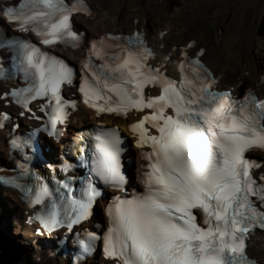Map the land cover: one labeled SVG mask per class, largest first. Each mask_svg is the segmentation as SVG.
I'll list each match as a JSON object with an SVG mask.
<instances>
[{"label": "snow or ice", "instance_id": "snow-or-ice-1", "mask_svg": "<svg viewBox=\"0 0 264 264\" xmlns=\"http://www.w3.org/2000/svg\"><path fill=\"white\" fill-rule=\"evenodd\" d=\"M79 11H87L82 0L71 6L65 0L0 2V16L18 24L22 31H36L44 37V44L75 39L70 17ZM24 47L21 64L34 83L15 94L17 102L27 108L31 101L50 94L55 111L49 123L55 127L66 115L60 88L72 82V69L34 46ZM96 47L93 45L94 54L99 58ZM150 55L147 49L129 52L115 67L105 63L92 70L94 83L86 75L80 87L84 102L98 112L152 109L132 125L139 134L137 146L151 148L144 153L150 162L145 173L146 194L130 200L115 197L108 208L112 227L104 239L107 256L118 264H255L246 255V241L252 231L264 230V175L257 179L253 174L264 165L247 158L246 153L264 150V99L250 94L237 101L209 91L211 73L199 60L191 61L187 71L185 64L179 65L186 74L177 85L159 70L145 71L142 61ZM132 64L134 70H128ZM83 66L92 68L90 61ZM149 83L159 84L162 93L145 101L143 89ZM106 93L117 97L115 107ZM101 100L103 105H98L96 101ZM5 119L7 116H0ZM146 122L159 135H150ZM96 139L91 173L105 184L121 186L119 136L112 132ZM99 195L89 180L83 198L69 200V229L88 218ZM51 197L48 185L39 183L31 202L43 204ZM51 207L48 216L39 217L49 230L65 224L59 219L57 205ZM197 211L203 214V227L197 222Z\"/></svg>", "mask_w": 264, "mask_h": 264}, {"label": "bare ground", "instance_id": "bare-ground-1", "mask_svg": "<svg viewBox=\"0 0 264 264\" xmlns=\"http://www.w3.org/2000/svg\"><path fill=\"white\" fill-rule=\"evenodd\" d=\"M226 1L230 5L231 3L237 4V2L241 0ZM90 2L96 11V18L93 21H85L83 19H80L79 24L85 27L92 37H99L100 35L106 32H131V30L135 27L134 20H137L138 24L136 25V27H144L146 33L148 34V38L151 41L161 43L162 48L163 46H166L168 48L171 45L170 39L173 36H181L183 34L184 28H192L190 20L187 22H181L177 20V17L181 14L182 4L180 0H171V3L167 6V10L169 9L168 14L164 12L166 2L164 3L163 0H160L159 3L153 2V0H90ZM257 2V8H259L260 17L262 18L263 6L260 5L261 0H257ZM197 6V3H193V5H191V9H194ZM154 13H157L159 15L161 21L154 22L150 20L151 15ZM194 18L195 17H193V19ZM159 26H164L165 30H169V33L164 37L162 41H159L156 35L157 28ZM181 27H183V29ZM255 28L256 27L252 28L248 36L245 35L249 37L246 41H244V44L246 46L243 44L241 39L238 38V36L235 38H228L227 36L218 38V43L223 47V56L228 61L227 63H225V61L223 62V58L220 61H213L210 59L209 54L206 53L205 59L207 64L222 77V83L231 84L235 81L236 72L233 71L234 66L240 63L241 55H243L244 50L253 47L254 40L255 38L257 39L258 34L256 33ZM244 46L246 47L245 49H243ZM159 51L165 53L166 49L160 48ZM71 55L75 59H78L82 55V52H75ZM261 71L262 68L256 66L254 69L251 70L250 75L252 78L255 79L260 76V74L262 73ZM1 108L2 103L0 102V109ZM84 118L93 122L96 121L94 115L90 112H85ZM107 122L111 124L115 122L119 125V127L123 129V131H128L127 121L108 119ZM6 151L7 149L5 139L2 133H0V159L7 158L5 155ZM136 166L137 181H139L142 170V163L139 159H136ZM16 195L17 194L15 192H12L10 190H4L3 193L0 195V199H7V202L9 203V208H11L9 210L12 211V213L16 217V229L14 234L19 235V248H24L23 243L28 242V247H25L21 258L22 264H67L65 261H60L57 258H48V254L36 249V245L38 244V238H36L33 235L32 230L29 229L23 223V221H21V217H19L20 210L24 209V207L21 204L20 200L16 197ZM10 216H12V214H10ZM1 221L2 220H0V223ZM250 251L264 263V234L258 235L253 239V241L251 242Z\"/></svg>", "mask_w": 264, "mask_h": 264}, {"label": "rangeland", "instance_id": "rangeland-1", "mask_svg": "<svg viewBox=\"0 0 264 264\" xmlns=\"http://www.w3.org/2000/svg\"><path fill=\"white\" fill-rule=\"evenodd\" d=\"M163 1L166 2L165 12L167 0ZM153 2L159 3L160 0H153ZM180 2L182 4L181 14L178 17L182 20H190L192 29H185L184 36L176 38L177 42H185L186 39L192 37L197 38L201 43H208V54L211 60L220 61L223 58V62L227 63L228 61L223 56V47L218 43V38L223 36L235 38L238 36L244 44V41L249 38L247 36L252 28L256 27L255 31L258 34L253 47L245 49L246 45L244 44L243 49L245 50L241 55V61L234 66L233 71L236 72V76H242L245 72H250L258 66L262 68L261 72L264 74V0H261L260 3L263 6L262 18L259 13L260 10L257 8V0H241L237 4L231 3L230 5L226 0H180ZM193 3H197L198 6L191 9ZM167 13H169L168 10ZM193 17L195 18L193 19ZM160 19L157 13L150 17V20L154 22L161 21ZM182 39L184 40L182 41ZM245 79L250 80V76L245 77ZM9 209L11 208H9L7 199H0V220H2L0 223V264H22L21 258L25 246L22 249L18 246L20 240L18 234H14L16 217ZM19 217L22 218L21 210Z\"/></svg>", "mask_w": 264, "mask_h": 264}]
</instances>
